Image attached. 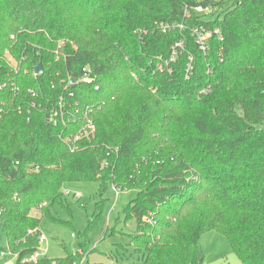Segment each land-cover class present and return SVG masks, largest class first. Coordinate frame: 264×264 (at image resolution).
Wrapping results in <instances>:
<instances>
[{"label":"trees","instance_id":"1","mask_svg":"<svg viewBox=\"0 0 264 264\" xmlns=\"http://www.w3.org/2000/svg\"><path fill=\"white\" fill-rule=\"evenodd\" d=\"M207 3L211 16L189 9ZM195 27L222 40L203 52ZM85 71L96 81L67 93L90 107L95 132L70 151L63 139L81 120L46 114ZM0 87V251L6 242L20 260L37 249L27 230L50 241L67 230L75 250L59 241L37 264H90L115 188L136 194L124 209L137 228L130 264H202L198 241L213 231L240 264H264V0H0ZM70 183H97L91 218L62 194Z\"/></svg>","mask_w":264,"mask_h":264},{"label":"rangeland","instance_id":"2","mask_svg":"<svg viewBox=\"0 0 264 264\" xmlns=\"http://www.w3.org/2000/svg\"><path fill=\"white\" fill-rule=\"evenodd\" d=\"M66 186L81 192L82 198L77 200L78 202H73L78 209L80 208L85 212L88 218H91L95 204L99 200L97 183H70ZM112 194L114 196L102 209L103 220L89 235L90 247L88 251L95 250L94 253L88 256L87 261L90 264H116L115 261L119 264H130L136 261L135 253L129 244L127 236L137 232V228L133 220H129L127 223L124 222V209L129 204V201L135 198L136 194L134 192L125 194L124 191L119 192L117 197L114 191H112ZM30 214L40 218V214L34 209L31 210ZM146 218L150 219L149 216H146ZM142 223L148 224L149 222H145L143 218ZM41 225L43 226V224ZM38 229L40 230V228ZM45 235L47 236V234ZM55 237L57 240H48L49 251L57 248L59 241L71 250H75V240L70 238L67 230L58 232ZM198 243L202 250V264H240L239 260L231 252L228 242L217 232L213 231L202 235Z\"/></svg>","mask_w":264,"mask_h":264},{"label":"built area","instance_id":"3","mask_svg":"<svg viewBox=\"0 0 264 264\" xmlns=\"http://www.w3.org/2000/svg\"><path fill=\"white\" fill-rule=\"evenodd\" d=\"M218 1V0H214ZM189 9L194 10V12L197 15L205 16L213 15L217 8L214 7L211 3H207V5H195L190 6ZM189 10L186 9L185 14L188 15ZM158 27L161 29L162 33H166L168 31H174V29L184 30V26L181 23H174V24H167V23H160ZM191 36L194 39V42H196L199 49L203 52L206 50L207 41L212 36H216L219 41H221V37L219 36V31L217 29L211 30L210 28H204V27H195L191 29ZM13 38V37H11ZM183 41L182 39H178L174 47L172 48V53L170 55L169 60L165 61L164 64L168 65L169 63L174 62L175 58V52L176 48H183ZM10 59V58H8ZM161 66V65H160ZM190 67H188V70ZM35 76V75H34ZM78 81H74L71 79H68L66 82H64L62 86V93L61 97L59 98V101L49 110V118L48 120L52 122L54 125L61 124L62 126H66L69 124H75L76 121L81 120L82 125L77 131V134L73 136H67L64 137L63 142L66 144L70 151H75L76 146L75 143L77 142V139L82 137H88L94 134V123L92 122L90 116H91V109L89 106H83L79 102H76L75 104H72L70 100L73 99L72 93H67V90L69 86H71V82H75V86L78 83H85L87 85H91L96 81V76L92 74V77L90 76L89 71H85L83 75L78 78ZM6 84L2 85V88H5ZM11 91L15 94L18 92V88L15 86V84L12 82L10 83ZM1 88V87H0ZM97 89V87H95ZM28 97L31 98L30 107L35 108L37 105L36 101L40 99V94L34 90H28L27 91ZM39 107V106H38ZM3 113L0 111V114ZM113 191L116 195V197L119 194V190H116L113 188ZM62 194L67 197H71L74 201L79 200L82 198L81 192L72 190L69 187H63L62 188ZM46 204V203H45ZM45 204L42 206L44 207ZM40 208V207H39ZM37 212V210H36ZM148 219V220H147ZM144 221L150 222L149 218H144ZM38 234V240H37V249L30 254L28 257L20 258V253L17 251H12L11 248L8 247L7 243H4V250L0 251V264H16L19 260L21 264H37L38 260L44 256L47 255L49 252L48 247V238L38 228H33L27 230L26 236L30 237L33 235ZM73 237V235H72Z\"/></svg>","mask_w":264,"mask_h":264},{"label":"water","instance_id":"4","mask_svg":"<svg viewBox=\"0 0 264 264\" xmlns=\"http://www.w3.org/2000/svg\"><path fill=\"white\" fill-rule=\"evenodd\" d=\"M42 71H43L42 66H41L40 64H38V65H36L35 68H34V75H35V76L41 75V74H42ZM73 77H74V76H73ZM74 85H75V82L72 81V82H71V87L73 88ZM48 118H49V115L46 114V119H48Z\"/></svg>","mask_w":264,"mask_h":264}]
</instances>
